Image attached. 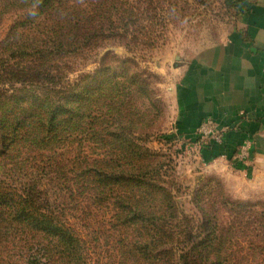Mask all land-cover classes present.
I'll list each match as a JSON object with an SVG mask.
<instances>
[{
  "label": "rangeland",
  "instance_id": "rangeland-1",
  "mask_svg": "<svg viewBox=\"0 0 264 264\" xmlns=\"http://www.w3.org/2000/svg\"><path fill=\"white\" fill-rule=\"evenodd\" d=\"M62 1L77 8L69 11L68 19L78 15L79 9L93 11L88 42L80 38L83 28L76 30L46 14L38 16L35 5L6 0L0 7V111L14 116L15 109L25 107L24 100L56 99L72 87L76 95L96 90L90 119L80 115L79 132L67 136L54 151L71 160L86 156L89 164L122 154L129 163H137V170L149 171L148 183L164 187L168 196L152 195L149 201L154 207L148 215H156L167 234L162 247L172 251L176 264H181L183 252L194 248L199 264L218 261V256L228 264H264V188L252 185L231 163L206 157L198 134L201 125L194 138V132H181L176 122L175 91L189 75L190 66L236 35H248L254 1L108 0L106 11L98 13L91 4L97 0ZM60 40L67 44L61 45ZM40 48L44 52H37ZM22 71H42L45 81L12 80ZM110 82L112 86L105 88ZM241 151L238 159L247 162L248 146ZM46 155L50 153L38 149L24 152L16 172H29L30 177L23 179L39 181L41 189L52 188L41 180ZM66 167L70 170L64 173L75 178L74 164L67 162ZM10 175L0 172V181L20 189L18 176L13 181ZM50 176L57 174L45 177ZM59 176L63 177L62 172ZM63 202L64 216L89 242V264L127 263L117 243L124 236L113 230L116 211L110 199L98 203L76 189ZM228 228L232 232L226 233ZM138 233L130 230L126 238L138 241Z\"/></svg>",
  "mask_w": 264,
  "mask_h": 264
},
{
  "label": "trees",
  "instance_id": "trees-1",
  "mask_svg": "<svg viewBox=\"0 0 264 264\" xmlns=\"http://www.w3.org/2000/svg\"><path fill=\"white\" fill-rule=\"evenodd\" d=\"M5 1L0 0V7ZM15 2L35 5L37 9L35 13L38 16L46 14L52 19L64 20V23L76 30L83 28V33L81 37L79 36L82 41L88 42L87 40L92 38L88 28L95 18L93 11L80 12L79 9L76 11L80 16L78 14L68 19L66 16L69 15V11L77 9L69 7L73 6L69 1L15 0ZM91 4L96 6L94 8L96 13L105 12L106 7H109L108 0H97L96 4ZM61 12H65V15L59 16ZM52 13L58 16H53ZM58 32L63 35V28L58 29ZM74 36L76 37V33ZM57 42L61 45L67 44V41ZM41 50L37 49V52H44ZM41 60L43 62L44 57L40 62ZM16 76L17 78L12 77V80L22 83L45 81L42 71L32 74L22 71ZM110 86L112 82L104 87ZM95 91L86 90L85 93L76 95L72 87L56 99L47 97L40 99L39 103L24 100L25 107H20L17 112L15 109L14 116L7 114L6 111L3 113L0 111V172L5 170L11 174L10 178L13 181V178L18 176L22 185L19 189L6 181H0V264H89L91 252L89 242L81 235L77 225L63 214L65 204L63 200L66 194L73 197L76 189L79 195L86 196L89 200L94 199L99 203L110 199L114 203L116 214L112 226L114 232H121L124 236L117 242L120 247L122 246V260L127 261L122 262L123 264H176L172 251L162 247V240L167 238V234L157 223L156 215L153 218H149L150 213L148 215V211L154 207L151 204L153 201H149L152 195L168 196L164 187L148 183L149 171L143 173L141 169L137 170V163L135 161L133 164L129 163L130 160L122 154L119 157L111 156L109 159L107 157L96 159L93 164H89L86 156H83L82 160L76 158L71 160L54 151L67 136L79 132L80 115L90 119L93 105L91 101L94 97L92 95L96 93ZM79 109H84L83 113L80 114ZM89 124H92L91 121L86 125ZM35 149L43 151L44 154L50 153L45 156L46 170L49 172L43 169L45 179H41L47 181L49 186L51 183L50 189H41L39 184L42 183L37 180L29 182L23 179L30 177L29 172L22 175L23 171L18 174L15 170L17 164L21 165L19 160L24 152ZM79 157L80 155L78 159ZM67 162L68 166L70 163L74 164L72 168L76 171V176L73 179L69 177L70 172L64 173L68 169ZM125 165L133 166L132 170L126 169ZM61 172L62 178L59 176ZM55 173L57 176L46 179L45 176ZM72 181L75 182V189L71 187ZM127 193L132 196L129 197ZM130 230L133 233L139 232L138 241L126 238ZM229 232H232L230 228L226 230V233ZM205 240L211 241L209 238ZM195 252L196 248L183 252L179 258L181 264H199ZM218 257V261L210 259V264H228L227 259ZM129 259L131 263H128Z\"/></svg>",
  "mask_w": 264,
  "mask_h": 264
},
{
  "label": "crops",
  "instance_id": "crops-1",
  "mask_svg": "<svg viewBox=\"0 0 264 264\" xmlns=\"http://www.w3.org/2000/svg\"><path fill=\"white\" fill-rule=\"evenodd\" d=\"M248 35H236L203 54L176 88L177 123L195 133L212 118L223 142L205 146L206 157L231 163L254 186L264 188V0H253ZM248 146L247 162L238 159Z\"/></svg>",
  "mask_w": 264,
  "mask_h": 264
},
{
  "label": "built area",
  "instance_id": "built-area-1",
  "mask_svg": "<svg viewBox=\"0 0 264 264\" xmlns=\"http://www.w3.org/2000/svg\"><path fill=\"white\" fill-rule=\"evenodd\" d=\"M198 134L204 148L209 143H222L224 130L212 118H207L201 124Z\"/></svg>",
  "mask_w": 264,
  "mask_h": 264
}]
</instances>
